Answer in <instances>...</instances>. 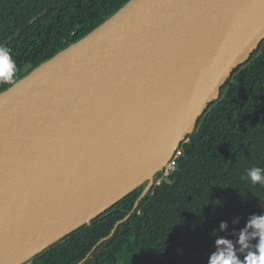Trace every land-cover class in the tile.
<instances>
[{
    "label": "water",
    "instance_id": "water-1",
    "mask_svg": "<svg viewBox=\"0 0 264 264\" xmlns=\"http://www.w3.org/2000/svg\"><path fill=\"white\" fill-rule=\"evenodd\" d=\"M263 40L264 0H129L0 92V264L135 208Z\"/></svg>",
    "mask_w": 264,
    "mask_h": 264
},
{
    "label": "trees",
    "instance_id": "trees-1",
    "mask_svg": "<svg viewBox=\"0 0 264 264\" xmlns=\"http://www.w3.org/2000/svg\"><path fill=\"white\" fill-rule=\"evenodd\" d=\"M128 1L0 0V46L16 61L17 80ZM8 87L0 85V92ZM186 140L167 180L135 208L142 188L30 264H207L216 236L232 238L235 217L242 227L249 215L264 213V186L241 178L252 166L264 168V40L226 80ZM119 221L112 237L91 252ZM221 221L229 223L225 232Z\"/></svg>",
    "mask_w": 264,
    "mask_h": 264
},
{
    "label": "clouds",
    "instance_id": "clouds-1",
    "mask_svg": "<svg viewBox=\"0 0 264 264\" xmlns=\"http://www.w3.org/2000/svg\"><path fill=\"white\" fill-rule=\"evenodd\" d=\"M18 66L9 49L0 46V85H14L18 77ZM247 179L253 186H264V168L252 166L246 170ZM239 216L232 220L231 239L216 236L214 251L207 257V264H264V213L251 214L242 227ZM229 228L228 221H221L219 231ZM213 233L216 234L215 230Z\"/></svg>",
    "mask_w": 264,
    "mask_h": 264
},
{
    "label": "rangeland",
    "instance_id": "rangeland-1",
    "mask_svg": "<svg viewBox=\"0 0 264 264\" xmlns=\"http://www.w3.org/2000/svg\"><path fill=\"white\" fill-rule=\"evenodd\" d=\"M27 70H28V68H26L24 71H27ZM171 171L172 170H165V173L156 182L157 183H161L162 181H166L167 180V176L171 173Z\"/></svg>",
    "mask_w": 264,
    "mask_h": 264
},
{
    "label": "built area",
    "instance_id": "built-area-1",
    "mask_svg": "<svg viewBox=\"0 0 264 264\" xmlns=\"http://www.w3.org/2000/svg\"><path fill=\"white\" fill-rule=\"evenodd\" d=\"M179 155H180V152L178 151L176 157L173 159V161H172V163H171V166H170L172 171L174 170V160H175ZM172 171H171V172H172ZM158 184H160V183H158Z\"/></svg>",
    "mask_w": 264,
    "mask_h": 264
},
{
    "label": "bare ground",
    "instance_id": "bare-ground-1",
    "mask_svg": "<svg viewBox=\"0 0 264 264\" xmlns=\"http://www.w3.org/2000/svg\"><path fill=\"white\" fill-rule=\"evenodd\" d=\"M166 170H171V167H170V166H169V167H167V168H166Z\"/></svg>",
    "mask_w": 264,
    "mask_h": 264
}]
</instances>
